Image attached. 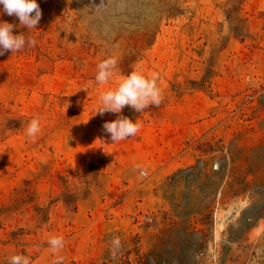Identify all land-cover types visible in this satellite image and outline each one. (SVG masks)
I'll return each instance as SVG.
<instances>
[{
  "label": "rangeland",
  "instance_id": "374dc122",
  "mask_svg": "<svg viewBox=\"0 0 264 264\" xmlns=\"http://www.w3.org/2000/svg\"><path fill=\"white\" fill-rule=\"evenodd\" d=\"M37 3L31 30L0 5L36 41L0 55V264H264V0ZM132 70L160 106L95 114ZM118 115L141 128L113 143Z\"/></svg>",
  "mask_w": 264,
  "mask_h": 264
},
{
  "label": "clouds",
  "instance_id": "9594fccd",
  "mask_svg": "<svg viewBox=\"0 0 264 264\" xmlns=\"http://www.w3.org/2000/svg\"><path fill=\"white\" fill-rule=\"evenodd\" d=\"M2 10L9 16L18 18L21 25L27 30L37 29V25L42 18V10L37 0H0ZM15 25L0 22V55L11 51L19 52L25 47H34L35 39L26 36L24 33L14 35ZM117 60L108 57L102 60L97 68L95 81L99 84H106L113 77L116 71ZM158 73L153 72L150 76H145L141 72L132 70L127 76L121 75L120 82L114 89L103 92L100 97V106L95 114L103 116L105 113L119 114L125 106H130L135 112L141 113L150 106L159 107L163 102V94L158 86ZM141 124L133 122L128 117L118 115L114 121L105 122L103 129L110 134L113 143L123 141L135 136L140 131ZM39 118H33L27 126L26 134L35 140L40 132ZM110 154V153H109ZM53 253L58 252L64 246L63 237L53 236L48 240ZM111 251L115 255L120 247L119 237H114L111 241ZM63 257H58L55 264H62ZM9 264H31L30 259L24 255H13Z\"/></svg>",
  "mask_w": 264,
  "mask_h": 264
},
{
  "label": "built area",
  "instance_id": "2783aa9c",
  "mask_svg": "<svg viewBox=\"0 0 264 264\" xmlns=\"http://www.w3.org/2000/svg\"><path fill=\"white\" fill-rule=\"evenodd\" d=\"M142 176H146V172L145 171H141Z\"/></svg>",
  "mask_w": 264,
  "mask_h": 264
}]
</instances>
